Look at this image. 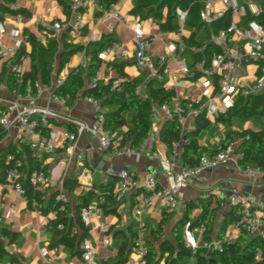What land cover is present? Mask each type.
I'll use <instances>...</instances> for the list:
<instances>
[{
  "label": "crops",
  "instance_id": "1",
  "mask_svg": "<svg viewBox=\"0 0 264 264\" xmlns=\"http://www.w3.org/2000/svg\"><path fill=\"white\" fill-rule=\"evenodd\" d=\"M19 7H23L29 11L28 16L14 15L9 12L0 11V19L4 21L7 32L2 35L1 43L6 46L15 45L17 39H23L27 51H30L31 45L25 39L24 31L29 30L44 41L43 33L40 27L44 21L60 20L67 22L72 18V12L65 10L64 5L59 0H15ZM247 1V0H244ZM264 0H255L261 3ZM5 3L6 0H0V3ZM14 3V2H13ZM69 3H67L68 5ZM12 5V4H11ZM133 0H119L113 4L109 10L99 13V7L91 6L84 11L85 27L80 31H73L70 29H63L56 32L60 47H62L63 40L72 44H86L89 41L99 40L103 35L111 34L123 46L129 49L130 52L134 49V33L132 26L123 21L116 20L109 17L110 12L118 11L121 14L129 13L131 21H135L139 16L131 12ZM253 10V11H252ZM256 7L251 8L254 12ZM140 19V18H139ZM153 16L150 15L146 19H140L145 35L153 37L149 46V53L158 58L162 54H168L170 72L164 73L161 76H150L147 72L140 69L133 60H129L123 68L124 74L114 66L115 63L126 61L117 56L108 57L102 61V65L98 73L105 80L120 79L123 82L127 80L140 77L143 83L138 88V92L144 99L149 100V95L146 91V85L151 81L163 82L164 87L173 89L176 95L184 99L198 98L205 89L203 85V77L189 78L187 76L178 75L179 62L178 58H184L188 66L192 70L198 71V62H194L190 53L183 52L179 57L173 58L169 53V44L176 41L177 35L175 31L162 30L158 26L152 25ZM115 22V28L110 31L108 28V21ZM184 35L189 36L192 33V28L182 23ZM245 26V25H244ZM43 27V26H42ZM240 27V26H239ZM241 29L243 27H240ZM17 30L18 36L15 37L13 32ZM64 32L67 35L64 36ZM214 35V34H213ZM205 36V29L200 28L196 38L201 39ZM246 40L242 38L239 32L234 33L231 37L232 47L243 49ZM8 59V58H7ZM7 59L0 58V72ZM82 58L75 52L70 60L65 65L61 72L64 75L68 71L78 65H81ZM252 63L251 68L248 64ZM31 65L29 55L25 56L20 63L22 71L29 70ZM192 65V67H191ZM82 66V65H81ZM235 72L238 75H243L249 82H254L258 76V62L250 58H241L239 65ZM56 78H53L55 84ZM90 83V82H89ZM30 84L27 85L26 93L30 91ZM210 91L213 93L215 88L211 86ZM264 94L263 92H259ZM16 100L13 94L7 87L6 81H0V115L2 112ZM205 101L208 97L204 98ZM21 105L28 103L26 98L19 100ZM216 101V99H215ZM37 105L47 107L54 111L57 115L50 119V124L47 126V132H54L58 134L57 148L51 153L43 156L42 163L49 166L48 186L40 187L42 191L43 201L33 200L31 204L28 203L27 197L19 195L15 190L0 179V214L2 220L0 221V231L3 228L13 230L17 233L16 240L13 241L18 247L17 254H11L6 250L0 252V264H15L19 259L23 264H86L81 256L82 241L79 236H72L71 244L63 241H57L54 238V231L52 219L47 220L44 214L38 212V209L43 210L42 204L47 203L54 190H57L67 178H73L77 181L73 192L78 196L86 194L91 188L94 194L90 201L94 200L100 194L101 184L114 180L117 178V173L122 168H129L135 170L141 179H144L148 173L155 174L157 178L158 187L166 186L170 181V176L174 175L179 170L182 163H187L183 160V145L186 141L187 132L192 130L195 126L194 117L188 115L182 127L181 140L174 144L175 149L172 153L167 152L166 144L160 139V131L166 120L162 114L156 119H152L153 127L148 136L144 139L147 144L145 149L139 156L129 155L126 153H116L115 149L107 151L102 148L98 139L93 137L89 130L83 132L77 140L68 145L63 143L61 133L72 127V120H79L86 125H90L94 119L95 109L91 101L87 97L79 96L72 106H67L52 96V89L41 92L37 97ZM156 105V104H154ZM5 107V109H1ZM13 115L15 112L13 111ZM135 115V110L131 109L124 113V116L130 121ZM239 118H234L232 125L227 126L221 122L216 121V117H210L209 125L201 130L197 136L198 143L204 146L210 154H214L221 149L227 136L234 130L238 129H258L261 126V120L256 117L246 119L241 115ZM241 139L235 137L231 143L234 147L233 157L225 163H222L214 168H209L201 172L189 176L185 183L179 190L180 206L173 211V215L165 223L161 225L160 234L163 238H167L172 242L175 248L178 247L175 238V226L180 220H184L186 212V202L196 200L197 204L191 209L189 218L186 222H191L196 219L204 210L205 207L209 209V217L212 216V232L211 241L218 240V234L221 229L224 230V237L235 240L241 234V230L237 229L232 223L224 224V220L229 216L233 207L231 202V194L233 191H239L244 195L253 196V208L261 223L264 224V173L249 174L244 171L239 165L238 158V144ZM6 146H14L23 152L24 162L27 164L26 144L16 140V127L12 126L7 130L3 137L0 138V153ZM140 146V145H139ZM131 147V146H124ZM138 148V147H137ZM160 152L164 156V160H160L154 155V152ZM238 152V153H237ZM188 156L197 158V155L192 149L188 150ZM173 166V172L170 174L166 167ZM90 173L92 177L91 188L88 189L87 174ZM1 178V167H0ZM116 182V181H115ZM144 187L131 191L126 197L118 202L115 212L93 213L91 217V224L86 228L87 236L91 239L95 258L99 264H102L105 259H113L119 253L121 244L126 240L131 242V234L136 236L140 232L144 238L152 239L156 246H158V239H155L152 230L159 228L163 217L164 208L158 202L156 197L154 203L147 207L140 217L133 211V206L136 197L140 192H143ZM70 200V210L64 216V224L67 227L76 226L80 221V214L77 210L79 201L66 190ZM89 201V202H90ZM88 202V203H89ZM139 218L144 222L143 228H140ZM81 222V221H80ZM109 222L110 229V243L103 245L102 239L105 233L101 230V223ZM186 224L178 231L184 241V231ZM195 237L199 240V244L203 241V232L200 230H193ZM255 235V234H254ZM0 245L4 243L1 239ZM69 240V241H70ZM47 249L48 254H44L43 250ZM210 249V248H209ZM193 250V249H192ZM55 254L56 257L52 255ZM178 253L172 257L173 264H196L195 256H177ZM168 253L163 256L160 264H165ZM125 264V263H124Z\"/></svg>",
  "mask_w": 264,
  "mask_h": 264
},
{
  "label": "trees",
  "instance_id": "2",
  "mask_svg": "<svg viewBox=\"0 0 264 264\" xmlns=\"http://www.w3.org/2000/svg\"><path fill=\"white\" fill-rule=\"evenodd\" d=\"M119 0H101V9L99 13L109 10L113 3ZM15 0H6L5 3H0V11L9 12L14 15L28 16L29 11L23 7L13 8L11 4ZM68 12L69 5L72 0H59ZM67 3H69L67 5ZM204 5V0H133L131 12L139 16L140 19H146L150 15L158 22L162 30L177 31L180 29V17L177 10L180 8L186 11L185 25L192 28V33L189 36L184 35L183 40L187 45L185 53H190L194 62H202L205 67L210 65L211 58L217 52H221V47L215 44L212 39L213 34H217L221 29L228 30V26L232 20L230 10H226L224 14L214 20L210 25L205 24L200 18V10ZM250 20L258 21L264 29V9L258 14L248 11L239 23L240 27L246 25ZM200 28L205 29V36L197 39L196 35ZM44 41L35 33L25 30V39L30 43L31 49L27 51L25 45L17 48L15 54L8 58L4 63L0 72V81H6L9 90L16 94L20 91L26 94L27 85L30 84L31 93L36 92L34 82L40 80L43 84L52 86V95H58L66 99L65 105L72 106L79 96L94 97L101 101V104L106 108L104 127L119 132L121 146L139 147L141 142L148 136L153 127V121L150 113L155 106L154 104L162 103L176 95L173 89L164 87L163 82L151 80L146 85V91L149 95V100L144 99L138 92V86L143 83V79L136 77L123 82V88H113L112 79L105 80L99 78L95 85L90 86L89 82L97 75L102 59L99 53L109 46L115 39L111 34L103 35L99 40L89 41L86 44H72L63 40L62 47L59 45L57 34L54 30L40 27ZM67 32H64V36ZM232 32H229V41L231 44ZM191 46L198 48V51H193ZM84 50L88 57L86 67L78 65L68 71L63 82L60 85L53 83V78H58L65 68V65L70 60L71 56L78 51ZM29 55L31 65L29 70L20 71L18 67L24 56ZM129 60L115 63L121 74H124L123 68ZM192 67V65H191ZM195 71V77L201 76V72ZM215 89H217V76H213ZM2 110L5 107L1 108ZM134 109L135 115L129 121L124 113ZM241 115L249 119L256 117L261 120V126L258 129H238L228 134L222 148L230 145L235 137L241 139L238 144L239 158L238 162L242 169L247 167H259L264 173V94L250 93L247 95L237 94L234 105L226 112L220 113L216 117L217 122H221L227 126L232 125L235 116ZM195 127L187 132L186 141L183 145V160L189 164H194L196 159L188 156V150L192 149L197 157L204 152L210 154L204 146L198 143L197 136L199 132L205 129L210 119L202 112L194 117ZM6 130L0 123V138L4 136ZM182 126L176 120H168L164 123L160 131V139L166 144L167 152L172 153L175 149L174 141L181 140ZM114 149L110 147L107 151ZM27 164L24 162V155L21 150L14 146H6L0 153L1 180L5 181L6 170L10 163L6 156L8 153H13L23 160L21 168L22 174L19 180L23 183L26 191L25 196L29 204L34 199L43 201V193L39 188L34 187L29 176L34 170H43L49 176V166L43 164L40 159L33 155L29 146L26 145ZM211 155V154H210ZM114 180L106 181L101 184L100 194L105 196V202L102 207L105 213L115 212L118 206V199L114 193ZM77 181L73 178H67L64 182V187L79 201L78 212L83 206L87 205L94 194L91 188L86 194L78 196L73 192ZM58 190H54L47 203L42 204L44 211L56 207L59 202L56 198ZM99 194V195H100ZM197 204L196 200L186 202V212L184 220H180L175 226V238L178 247L167 238L159 233L161 225L172 217L173 211L164 210L159 228L152 230L153 237L158 239V246L155 245L152 239H147L150 247L149 254L146 258V264H160L163 256L168 253L165 264H173L172 257L177 256H195L196 264H264V255L261 259L256 258V252L261 249L264 254V236L254 235L246 230H241V234L235 240L224 237V230L221 229L218 234V240L221 243V248H215L211 255H208L209 248L204 245V242L211 241L212 232V216L209 217V209L205 207L203 212L190 223V228L196 226H204L203 241L199 246L192 250L185 246L182 237L177 234L178 231L186 224L191 209ZM70 210V200L66 203V209L52 219L54 238L57 241H63L71 244L72 236H79L83 239L87 236V230L79 221L78 225L81 228V233L73 234L72 226L67 227L63 220L65 214ZM238 206L233 205L230 214L225 218L224 224L232 223L238 219ZM59 223H63L65 227L60 229ZM1 235H7L11 241H15L17 233L13 230L3 228L0 231ZM136 234H131V242L125 240L120 248L118 255L113 259H105L102 264H124L131 253L132 244L136 238ZM70 240V241H69ZM5 251L3 244L0 245V252Z\"/></svg>",
  "mask_w": 264,
  "mask_h": 264
},
{
  "label": "built area",
  "instance_id": "3",
  "mask_svg": "<svg viewBox=\"0 0 264 264\" xmlns=\"http://www.w3.org/2000/svg\"><path fill=\"white\" fill-rule=\"evenodd\" d=\"M218 2L226 7L217 10ZM11 6L13 8L19 7L16 1L12 3ZM91 6H96L100 9L102 7L101 0H72L69 5L70 11L72 12L71 20L67 22H62L60 20L44 21L42 26L45 29H51L55 32H59L63 29L80 31L85 27L84 11ZM253 6L256 7V10L252 13L258 14L264 9V1L257 4L255 0H204V5L200 10V18L205 24L210 25L214 20L220 18L226 10H230L232 14V20L228 26V30L221 29L217 34L212 36L215 44L221 47V52H217L213 55L208 67H205L202 62H198V71L201 72L200 77H203L205 89L198 98L184 99L179 95H175L167 101L157 103L150 113L152 119H156L162 114L166 120H176L178 124L183 127L188 115L195 117L204 112L205 116L208 118L217 117L220 113L226 112L234 105L237 94L247 95L264 91V29L256 20H250L242 29L239 27L240 20L247 15L248 11L251 10ZM177 12L181 22L184 23L187 15L186 11L179 8ZM109 17L110 19L114 18L132 26L134 33V49L130 52L129 49L123 46L117 39H114L109 46L99 53L102 61L106 60L108 57L117 56L125 60H133L140 69L147 72L150 76H161L164 73L170 72L168 54H162L158 58H155L149 53V46L153 37L145 35L139 18L135 21H131L129 13L121 14L118 11L110 12ZM151 23L154 26H158V22L154 19H152ZM108 28L110 31H113L115 22L109 20ZM6 32L7 28L5 23L0 19V40L2 35ZM229 32H232V36L234 33L239 32L242 38L246 40L243 49L229 45ZM175 33L178 39L169 44V53L173 58L177 59L179 55L185 51L187 45L183 40L184 32L182 25ZM13 34L17 37L19 32L15 30ZM22 43L23 39H17L15 45L6 46L0 41V58L7 59L12 57ZM191 49L193 51L199 50L195 46H191ZM78 54L82 58L81 65L86 67L88 64L86 52L81 50L78 51ZM24 58L25 56L23 59ZM241 58H250L258 62L259 73L254 82L247 81L243 75H238L235 72ZM178 62L179 68L176 76L183 75L189 78H195V71L188 66L184 58H178ZM18 70L22 71L20 67H18ZM213 76H217V89L212 93L209 88L211 86L215 88ZM64 77L65 75L63 73L60 74L55 80V84L60 85ZM101 77L102 76L97 73L90 81L89 85H95L96 81ZM121 85L122 81L120 79H114L112 81L113 88L120 89ZM34 86L36 88L35 93L28 92L22 94L20 91L16 92V100L7 110L1 113L0 123L6 131L12 126H15L16 140L29 146L33 155L42 161L45 154L51 153L57 148L58 134L47 132L50 119L57 114L47 107L37 105L38 95L43 91L51 90L52 86L43 84L40 80H36ZM138 88H140V86H138ZM52 96L65 104L66 99L64 97L58 95ZM205 97H208L207 101L204 100ZM22 98L27 99L28 103L26 105H21L19 100ZM87 98L93 103L95 109L92 123L86 125L79 120L73 119L72 127L65 129L61 133L63 143L71 145L83 132L89 130L92 136L98 139L102 148L109 149L112 147L115 149L116 153L139 156L146 147V140H143L138 148L121 146L119 132L104 127L106 108L101 104L99 99L94 97ZM13 111L15 112L14 115L12 114ZM176 143L175 141L174 144ZM233 154L234 147L231 144L226 148L217 150L211 155L204 152L200 157L196 158L194 164H180L178 172L170 176L169 183L164 187H158L157 178L153 173H148L145 175L144 179H141L135 170L122 168L117 173L114 193L118 201H121L131 191L144 187L145 190L137 195L133 206V211L137 217H140L145 209L154 203L156 197L164 209L175 211L181 204L179 190L189 176L200 174L206 169L214 168L225 163L233 157ZM154 155L160 160H164V156L160 152L156 151ZM6 158L11 163L6 170L5 182L9 184L17 194L24 196L26 189L19 180L22 174L21 168L23 160L13 153H8ZM166 169L170 174L173 172V166L170 164L167 165ZM244 171L252 175L263 173L259 167H247ZM29 181L36 188L48 186L50 183L49 176L43 170H34L29 176ZM87 182V188L90 189L92 182L90 173L87 174ZM57 190L58 193L56 198L59 204L49 209L46 213L38 209V212L44 214L47 220L56 218L60 212L66 209V203L69 201L68 192L63 184H61ZM104 202L105 196L100 194L81 208L79 214L83 227L87 228L91 224L93 213L103 212L102 203ZM231 202L235 204V206H238V219L233 222V225L239 230H246L251 234L264 236V224L261 223L253 208V196L244 195L239 191H233L231 194ZM1 220L2 215L0 214V221ZM190 223L191 222H188L185 226V246L195 250L199 246V240L195 237L193 230H200L203 232L204 226L190 228ZM138 225L140 228L144 226V222L140 218ZM58 227L63 229L65 225L59 223ZM110 229L111 224L109 222L101 223V230L105 233L102 239L103 245H108L110 243ZM71 230L73 234L79 235L81 233L79 225L73 226ZM1 239L7 252L11 254L18 253V247L7 235H2ZM204 245L208 248H221L219 240L204 242ZM149 251L150 247L147 240L138 232L132 244L131 253L125 264H146ZM43 252L46 255L48 254L47 249H44ZM263 255V251L258 249L256 258L261 259ZM52 256L56 257L55 254ZM81 256L86 264H99L95 258V250L92 241L88 236L83 238ZM15 264H23V262L19 259Z\"/></svg>",
  "mask_w": 264,
  "mask_h": 264
},
{
  "label": "rangeland",
  "instance_id": "4",
  "mask_svg": "<svg viewBox=\"0 0 264 264\" xmlns=\"http://www.w3.org/2000/svg\"><path fill=\"white\" fill-rule=\"evenodd\" d=\"M226 6L225 5H223L222 3H217V10H221V9H224ZM251 65H252V63H250V64H248V68L250 69L251 68ZM238 116H235V119L236 120H238Z\"/></svg>",
  "mask_w": 264,
  "mask_h": 264
},
{
  "label": "water",
  "instance_id": "5",
  "mask_svg": "<svg viewBox=\"0 0 264 264\" xmlns=\"http://www.w3.org/2000/svg\"><path fill=\"white\" fill-rule=\"evenodd\" d=\"M238 153V152H237ZM233 205H235V204H233ZM215 250V247H211L210 249H209V251H208V255H211L212 254V252Z\"/></svg>",
  "mask_w": 264,
  "mask_h": 264
}]
</instances>
